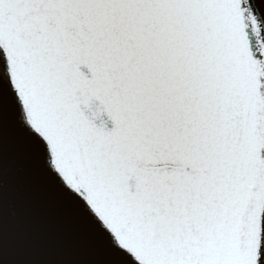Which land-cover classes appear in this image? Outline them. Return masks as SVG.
<instances>
[{
    "label": "snow or ice",
    "instance_id": "obj_1",
    "mask_svg": "<svg viewBox=\"0 0 264 264\" xmlns=\"http://www.w3.org/2000/svg\"><path fill=\"white\" fill-rule=\"evenodd\" d=\"M264 0H0V85L119 264H264Z\"/></svg>",
    "mask_w": 264,
    "mask_h": 264
},
{
    "label": "water",
    "instance_id": "obj_2",
    "mask_svg": "<svg viewBox=\"0 0 264 264\" xmlns=\"http://www.w3.org/2000/svg\"><path fill=\"white\" fill-rule=\"evenodd\" d=\"M119 261L49 177L8 88L0 85V264Z\"/></svg>",
    "mask_w": 264,
    "mask_h": 264
}]
</instances>
